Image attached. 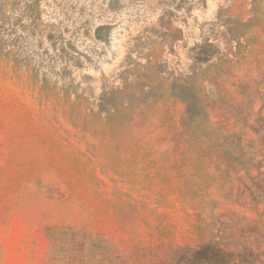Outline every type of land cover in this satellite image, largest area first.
I'll return each instance as SVG.
<instances>
[{
    "label": "rangeland",
    "instance_id": "obj_1",
    "mask_svg": "<svg viewBox=\"0 0 264 264\" xmlns=\"http://www.w3.org/2000/svg\"><path fill=\"white\" fill-rule=\"evenodd\" d=\"M213 243L264 264V0H0V264Z\"/></svg>",
    "mask_w": 264,
    "mask_h": 264
},
{
    "label": "trees",
    "instance_id": "obj_2",
    "mask_svg": "<svg viewBox=\"0 0 264 264\" xmlns=\"http://www.w3.org/2000/svg\"><path fill=\"white\" fill-rule=\"evenodd\" d=\"M209 247V253L200 261L198 259L193 260V264H236L233 253L227 249L216 243L211 244ZM196 255L198 254H193L192 257L195 258Z\"/></svg>",
    "mask_w": 264,
    "mask_h": 264
}]
</instances>
